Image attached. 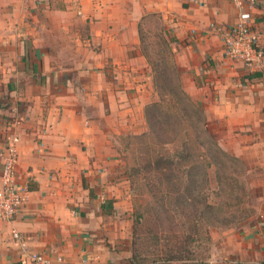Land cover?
<instances>
[{
    "label": "crops",
    "instance_id": "1",
    "mask_svg": "<svg viewBox=\"0 0 264 264\" xmlns=\"http://www.w3.org/2000/svg\"><path fill=\"white\" fill-rule=\"evenodd\" d=\"M153 14L220 143L264 181V54L245 66L224 44L245 20L264 49V0H0V189L16 134L27 197L12 222L0 218V264H32L30 252L56 264L130 263V223L116 218L126 200L115 148L146 129L154 82L141 23ZM262 187L260 213L212 231L202 264H264Z\"/></svg>",
    "mask_w": 264,
    "mask_h": 264
},
{
    "label": "trees",
    "instance_id": "2",
    "mask_svg": "<svg viewBox=\"0 0 264 264\" xmlns=\"http://www.w3.org/2000/svg\"><path fill=\"white\" fill-rule=\"evenodd\" d=\"M174 66L176 78L168 67L156 74L160 76V81H155L160 98L145 107L146 130L129 140L140 159L130 163L128 171L133 187L139 177L147 181L146 187L158 197L168 217L178 212L190 223L181 227L180 233L171 229L167 234L149 226L142 232L144 215L135 210L131 264H147L149 259V264H202L197 257L199 241H211V227L239 220L229 207L220 208L210 201L208 188L210 168L217 169L220 182L222 168L231 171L235 166L238 170L244 167L243 160L221 146L203 105L185 90L176 62ZM230 173L240 183L241 173Z\"/></svg>",
    "mask_w": 264,
    "mask_h": 264
},
{
    "label": "rangeland",
    "instance_id": "3",
    "mask_svg": "<svg viewBox=\"0 0 264 264\" xmlns=\"http://www.w3.org/2000/svg\"><path fill=\"white\" fill-rule=\"evenodd\" d=\"M141 44L143 48V54L147 58L153 74L154 100H158L160 98V91L156 83L158 80L160 81V76H157L156 74H158L160 68L168 67L170 75L172 76L173 73V75L175 76L173 69L175 68L174 65L176 60L174 52H171L168 38L164 34L163 21L155 14L147 16L141 23ZM210 124L212 131L216 134L215 131L218 127L217 124H212V122ZM132 135H134V133L124 134L120 136V139H118V141L116 142L115 154L118 158L116 178L117 182L120 183V187L124 191V196L121 198V201L123 200V198H125L126 200V209L124 208L125 212H122L124 210H121L120 213L116 214V218H118V214H120V218H127L126 221L130 223L129 248L130 252L133 254L132 241L136 218L134 213L135 210L138 211L137 213H143L144 215L142 217V232L146 231V226H149L151 228L164 230L167 234L171 232V229L177 233H180L181 227H184V225L190 223V220L183 218V216L179 215L178 212H171L168 217V215L165 214V211L162 208V204H160L161 202L158 201V197L154 194L152 195L149 192L148 188L146 187L147 181L144 178H137L133 187V183L131 182V179L129 177L128 165L136 160H139L140 154L138 153V151L133 150V145L128 144ZM216 135L218 137V140L220 141L218 134ZM224 149L228 151L226 148ZM228 152L236 155L232 151ZM216 170L217 169H215L214 167L210 168V185L208 188L209 199L210 201L219 204L220 208L227 209L229 207L230 210L236 212L239 220L231 223L229 226L219 225L218 227H211V234L212 231L221 234V232L227 230L228 228H238L244 223L256 217L257 214L260 213L259 207L261 204V198H259V196L263 190L262 184H264V181L261 180L259 172H251L245 165L238 170L234 166L231 170L233 172L237 171L241 173L239 177L240 183L230 177V175L232 174L230 173V170H228V172L223 170V168L219 171V174L221 176V180L219 182L216 176L218 171ZM252 184H254V186H252ZM256 188L258 189V192H256ZM157 215L158 217H155ZM213 245V239H211V241H209L208 239H201L199 241L198 247L196 248L198 253L197 257L202 261V263L211 254ZM151 262L152 261L149 259L146 263L149 264ZM129 264H131V261Z\"/></svg>",
    "mask_w": 264,
    "mask_h": 264
},
{
    "label": "built area",
    "instance_id": "4",
    "mask_svg": "<svg viewBox=\"0 0 264 264\" xmlns=\"http://www.w3.org/2000/svg\"><path fill=\"white\" fill-rule=\"evenodd\" d=\"M234 1L239 6L244 2H248L250 5L255 3V0ZM224 42L228 56L241 61L245 66L256 65L264 54L257 44L256 35L245 20H240L233 26V29L227 30ZM7 141V154L1 174L0 218L12 222L27 197L16 180L18 158L16 146L19 136L14 134L8 137ZM12 236L23 245L26 243L25 237L15 228L12 229ZM28 256L32 264H56L55 260L39 252H30Z\"/></svg>",
    "mask_w": 264,
    "mask_h": 264
}]
</instances>
